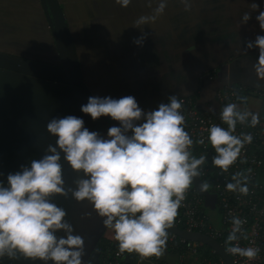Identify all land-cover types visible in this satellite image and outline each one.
Here are the masks:
<instances>
[{"label":"clouds","instance_id":"1","mask_svg":"<svg viewBox=\"0 0 264 264\" xmlns=\"http://www.w3.org/2000/svg\"><path fill=\"white\" fill-rule=\"evenodd\" d=\"M182 2L185 10H190L187 0ZM115 3L127 8L132 0ZM166 7V0H160L155 14L139 17L136 26L154 22ZM251 7L259 9L255 2ZM250 19L247 13L243 15V23ZM256 20L264 30V11H259ZM145 38L134 42L141 44ZM246 47L259 49L253 68L258 80H264V35L248 41ZM237 100L246 103L247 97L238 96ZM81 111L93 120L110 117L120 127H110L108 138H104L89 131L84 120L74 115L47 123V131L57 137L56 146L47 147L50 154L32 160L30 168L21 166V171L8 174L7 186L0 181V261L23 257L44 264H85L84 239L72 234V226L65 221L66 211L51 202L56 195L67 197L69 191L77 202L92 205L105 228L113 232L118 254L135 253L141 259L165 255L179 209L185 206L194 181L204 175L207 157L197 158L192 149L194 143L204 145L205 139L194 142L186 131L183 103L176 96L149 112H144L131 95L119 99L89 97ZM219 116L227 127L212 124L207 141L215 152L212 164L228 173L253 141L251 133L236 135L237 125L255 128L260 117L236 102L224 105ZM61 153L73 171L87 177L77 180L74 190L65 188ZM247 172L233 174L226 190L249 195L251 169ZM209 188L207 181L200 182L201 193ZM245 223L240 217H232L225 243L230 245L227 252L252 261L258 257L259 248L233 243L242 238ZM61 230L66 238L57 237Z\"/></svg>","mask_w":264,"mask_h":264},{"label":"crops","instance_id":"2","mask_svg":"<svg viewBox=\"0 0 264 264\" xmlns=\"http://www.w3.org/2000/svg\"><path fill=\"white\" fill-rule=\"evenodd\" d=\"M74 1L92 4L90 12L87 8L79 9L83 16L78 18L72 33L82 70L87 75L86 83L95 97L119 99L131 95L144 112H149L158 110L161 103H169L171 96L198 94L201 104L214 103L216 91L226 84L242 86L249 92L264 88V80H258L253 68L259 49L246 47L248 41L254 42L257 35H264L256 20L259 11H264V0H187L190 10H185L182 0H166L163 13L154 22L139 27L135 24L137 19L154 15L160 0H132L127 8L115 0ZM254 2L259 5L258 10L251 7ZM0 6V42L8 43L0 48L16 42L11 48L35 55L38 60L46 59L45 53L38 51L41 42L49 41V27L39 0H0ZM245 13L251 16L247 23L242 20ZM141 36L146 38L136 44L134 41ZM68 102L64 105L69 104L67 109L73 110V114L81 111V102L78 110L72 108L71 100ZM260 104L256 97L250 96L241 108L259 113ZM63 112L70 114L68 110ZM81 113L89 131L100 134L106 129L100 125V118L93 120ZM27 136V141L15 146L25 148L24 162H16H20L16 172L21 171V166L30 168L32 160L50 154L48 145L56 146L57 137L47 131V124L31 127ZM13 152L10 150L8 174L16 173L17 157ZM1 162L0 155V165ZM60 162L66 190H74L77 180L87 178L71 169L63 153ZM8 174L4 178L0 176L4 186ZM51 202L66 211L65 221L72 226V234L84 239L85 264H100L104 255L100 246L104 242L113 244L115 240L92 205L88 201L77 202L70 191L67 197L56 195ZM56 235L66 238L63 230ZM19 259L26 264H44L39 260ZM154 259L159 264H177L175 254L168 251L162 258ZM148 260L132 253L124 258V263L148 264Z\"/></svg>","mask_w":264,"mask_h":264},{"label":"built area","instance_id":"3","mask_svg":"<svg viewBox=\"0 0 264 264\" xmlns=\"http://www.w3.org/2000/svg\"><path fill=\"white\" fill-rule=\"evenodd\" d=\"M238 96L256 97L264 106V89L249 92L242 86L229 84L216 91L214 103L200 104L198 94L178 98L183 103L186 131L190 133L194 142L201 137L205 139L204 145L194 143L193 154L197 158L200 155H205L207 162L204 166V175L198 178V183L194 182L184 202L185 206L179 209V216L174 228L209 237L225 250L234 264H264V119L261 118V114L264 117V108L259 110L260 123L255 128L248 125H237L235 134L251 133L253 141L246 146L241 158L229 169L228 173H222L212 164L215 152L207 141L208 129L212 124L227 127L220 120V111L227 103L236 102L240 104V101L237 100ZM214 105L217 106V111H209V108ZM240 106L242 107V105ZM248 169H251L249 195L243 196L227 191L225 185L231 180V176L240 171L248 174ZM201 181H207L210 184L208 192L201 193L199 191ZM208 195H215L216 197L212 207H206L205 202ZM215 212L217 213V226L214 225L212 219V213ZM232 217H240L242 220H246L243 225L242 238L233 243H238L241 247L259 248L260 252L255 260L249 261L227 252V247L230 245L225 242L231 231ZM201 247L207 248L217 259L203 256L199 251ZM184 250L188 251L189 257H193L194 264H226L211 248L200 242L181 239L169 231L167 251L177 252V264H185L188 256ZM127 255L130 254H118V245H116L104 252L100 264H125L124 258ZM148 261V264H159L154 257L149 258Z\"/></svg>","mask_w":264,"mask_h":264},{"label":"water","instance_id":"4","mask_svg":"<svg viewBox=\"0 0 264 264\" xmlns=\"http://www.w3.org/2000/svg\"><path fill=\"white\" fill-rule=\"evenodd\" d=\"M39 3L49 27L54 47L57 51L59 63H43L0 51V76L3 77V79L0 78V104H9L13 110L16 111L18 107L23 105L28 108L29 117L35 119L34 122L30 121V124H28L27 120L22 122L19 116L16 115H14L16 119L12 120L11 115L13 114L7 109L8 113L0 112V142L3 143L2 146H0L2 150V152H0L2 160L0 165L1 178H4L11 171L10 150H12V152L14 150L13 155L17 157L14 162L15 172L18 170L17 167H20L18 163L24 162L25 148H17L15 146L17 144L19 146L22 142L28 140L27 134L30 136L31 127H44L45 124L48 123L49 116L61 115L60 112L62 110H67L69 104L65 106L64 103L69 102L62 98L71 100L72 108L78 110V106L80 105L79 102L82 103L83 101L82 97H84L87 102L89 97H95L93 90L86 83L73 36L66 22L65 14L61 9L59 0H39ZM6 73L19 75L17 77L22 78L24 81L21 82L17 77L9 78ZM32 79L39 82L33 81ZM49 85L50 88L48 87ZM57 86L77 89L83 96H80L76 92H70L67 88L60 90ZM36 90H40L39 96H41L43 92L50 94L51 100L37 97L35 94ZM39 101L42 102L40 103ZM58 103L62 104L63 108L58 106ZM239 103L243 105L244 102L240 101ZM35 115L37 118H35ZM100 119L107 123L109 128L112 126L120 127L119 122L112 120L110 117H101ZM142 122L143 121H138L137 123L139 124ZM15 124L20 125L13 126ZM21 130L23 131L21 132ZM20 133H25L26 135H20ZM19 160L22 161L16 163ZM198 180L197 178L194 182L198 183ZM170 232L186 241L200 242L214 250L226 264H234L225 250L209 237L199 233H188L177 228L171 229ZM0 264L26 263L19 258L12 261L5 257L0 261Z\"/></svg>","mask_w":264,"mask_h":264},{"label":"rangeland","instance_id":"5","mask_svg":"<svg viewBox=\"0 0 264 264\" xmlns=\"http://www.w3.org/2000/svg\"><path fill=\"white\" fill-rule=\"evenodd\" d=\"M46 20V19H45ZM0 49H3V50H0V51H2V52H6V53H11V54H13V55H16V56H20V57H25V58H28V59H32V60H38V58H37V56H33V55H31V54H28V53H26V52H23V51H20V50H16V49H14V51H12V50H10V49H13V48H4V47H2V48H0ZM38 61H40V62H43V63H46L47 61L45 60V59H39ZM8 76H9V78H13V77H17V76H19V75H16V74H11V73H6ZM0 78L1 79H3V77L2 76H0ZM17 78H19V77H17ZM20 80H21V82H23L24 80L22 79V78H19ZM31 80V79H30ZM33 80V79H32ZM3 81H5V80H3ZM33 81H36V82H39V81H37V80H33ZM49 88H50V85L48 86ZM58 88H60V90H64V88H67L68 90H70V92L72 91V92H76V93H78L80 96H83V94L81 93V92H79L77 89H70L69 87H66V86H57ZM28 91V90H27ZM39 91L40 90H36L35 91V94L37 95V97H40L41 99H46V100H51V95L50 94H46V93H42L41 94V96H39ZM60 98H62V97H60ZM83 98V101H82V103H81V105H86L87 104V101H86V99L84 98V97H82ZM62 99H65V100H68V99H66V98H62ZM40 103L42 102V101H39ZM199 103L201 104V101H199ZM2 108V109H1ZM4 108V109H3ZM212 108H214L215 109V111H217V106L216 105H214V106H212ZM10 112V113H12L13 115H11L12 116V120L13 119H16L15 117H14V115H16V116H19V119L20 120H22V122H25L26 120H27V122H28V124H30V121H32V122H34L35 121V119L32 117V118H30L29 116V111H28V108L27 107H25V106H21V107H18V109H17V111L16 110H13V108L9 105V104H0V112H5V113H8V111ZM69 112H70V114H64V112H63V110L60 112L61 113V115H56V116H49L48 117V122L51 120V119H53V118H64V117H66V116H68V115H74V116H76V117H80L81 115H82V113H81V111H77V112H75V114H73V110H70V109H67ZM37 115V114H36ZM35 115V118H37V116ZM0 116H1V114H0ZM27 118V119H26ZM81 118V117H80ZM261 118L262 119H264V117L262 116V114H261ZM1 119V118H0ZM82 119H84V118H82ZM46 120H47V118H46ZM100 125H102V126H104V128H106L103 132H101L100 133V135H102V137H104V138H108L107 137V132H108V126H107V124L104 122V121H102L101 119H100ZM18 125H20V124H15V125H13V126H18ZM86 125V123H85V121H84V126ZM90 126H92V125H90ZM23 130H21V132H22ZM20 135H26L25 133H20ZM2 144L3 143H1L0 142V146H2ZM0 152H2V150L0 149ZM215 200H216V197H215V195H208L207 197H206V202H205V204H206V207H212L213 206V203L215 202ZM212 219L214 220L213 221V223H214V225L215 226H217L218 225V221L216 220L217 219V213L215 212V213H212Z\"/></svg>","mask_w":264,"mask_h":264},{"label":"trees","instance_id":"6","mask_svg":"<svg viewBox=\"0 0 264 264\" xmlns=\"http://www.w3.org/2000/svg\"><path fill=\"white\" fill-rule=\"evenodd\" d=\"M60 2V6H61V9L63 10V12L65 13V16H66V21L69 25V28L71 30V33H72V29H75L76 27V24H78V18L80 16H83V13H81V11L79 10L80 8H87L88 12H90V8L92 7V4H89V3H84V4H80L78 2H75L74 0H71V2L69 1H64V0H59ZM69 6H71L70 8L72 9H77V11H73L69 8ZM1 7V6H0ZM69 8V9H68ZM48 34H49V41H48V44H46V41L41 42V45L42 47L38 49V51H41V52H44L45 53V56H46V63L48 64H58L59 63V58H58V54H57V51L54 47V44H53V40L50 36V33H49V30H48ZM73 35V33H72ZM73 39H74V42L76 44V38L73 36ZM0 45H8L7 42H0ZM14 45H16V42H13L10 44V46L8 48H11L13 47ZM15 49V48H13ZM12 50V49H10ZM84 77H87V75L85 74ZM244 105V103H243ZM260 109H263L264 106L262 104H260ZM117 245L116 241L111 244V242L107 243V242H104V244H102L100 246L101 250L103 252H105L107 249H112L114 248L115 246ZM185 253L187 254L188 256V251L187 250H184ZM200 253L203 255V256H207V257H210L214 260L217 259V257L213 254L210 253V251L207 249V248H203L201 247L200 248ZM173 254H175V256L177 257V252H172ZM185 264H194L193 262V257H189L187 258Z\"/></svg>","mask_w":264,"mask_h":264},{"label":"flooded vegetation","instance_id":"7","mask_svg":"<svg viewBox=\"0 0 264 264\" xmlns=\"http://www.w3.org/2000/svg\"><path fill=\"white\" fill-rule=\"evenodd\" d=\"M65 14V13H64ZM44 16V15H43ZM65 18H66V16H65ZM44 19H45V17H44ZM45 22H46V20H45ZM67 22V21H66ZM46 24H47V22H46ZM48 26V25H47ZM69 26V25H68ZM70 29V28H69ZM49 30V29H48ZM71 31V30H70ZM50 33V32H49ZM72 34V33H71ZM51 36V35H50ZM73 36V35H72ZM74 40V39H73ZM74 44H75V42H74ZM75 47H76V44H75ZM77 48V47H76ZM76 51H77V49H76ZM38 61V60H37ZM107 124V123H106ZM109 128V127H108Z\"/></svg>","mask_w":264,"mask_h":264}]
</instances>
